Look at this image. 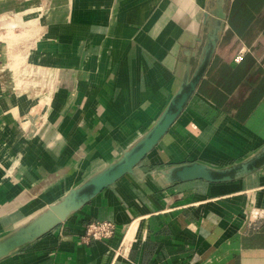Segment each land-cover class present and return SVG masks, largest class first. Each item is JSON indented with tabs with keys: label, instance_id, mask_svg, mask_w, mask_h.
<instances>
[{
	"label": "crops",
	"instance_id": "1",
	"mask_svg": "<svg viewBox=\"0 0 264 264\" xmlns=\"http://www.w3.org/2000/svg\"><path fill=\"white\" fill-rule=\"evenodd\" d=\"M34 4L0 0V233L62 200L66 176L137 144L214 47L134 171L0 264H264V166L228 182L166 175L192 161L227 168L264 147V0ZM94 220L112 221L114 235L88 241Z\"/></svg>",
	"mask_w": 264,
	"mask_h": 264
},
{
	"label": "water",
	"instance_id": "2",
	"mask_svg": "<svg viewBox=\"0 0 264 264\" xmlns=\"http://www.w3.org/2000/svg\"><path fill=\"white\" fill-rule=\"evenodd\" d=\"M214 44L192 78L185 80L178 92L172 97L168 106L146 135L132 148L105 170L90 178L80 186L73 188L58 203L43 211L29 225L21 227L12 235L0 241V258L10 251L34 240L50 230L53 226L65 220L67 216L89 202L92 197L100 193L109 185L128 173H132L138 163L152 151L166 135L174 122L183 112L187 103L196 91L201 78L208 66ZM264 166V147L250 158L238 162L230 167L216 169L199 162H185L172 167L166 175L171 182H185L202 179L208 182H228L241 176L253 173Z\"/></svg>",
	"mask_w": 264,
	"mask_h": 264
},
{
	"label": "rangeland",
	"instance_id": "3",
	"mask_svg": "<svg viewBox=\"0 0 264 264\" xmlns=\"http://www.w3.org/2000/svg\"><path fill=\"white\" fill-rule=\"evenodd\" d=\"M19 1H21V2H26V3H29V4H32V3H35L34 5V9H36V8H38L39 7V9H37V13H41V12H43V11H45V9H48V5L50 4V0H19ZM37 6V7H36ZM21 16V15H20ZM19 16V17H20ZM18 16H17V19H15V18H13L12 20H11V23H12V25L14 26V25H16V27H12L13 29H12V33L14 34L15 32H18V27L21 25L20 24V20H22V19H20ZM31 16H30V14H27V16H25L24 18L25 19H28V18H30ZM19 39V38H18ZM18 39H17V42L16 43H18ZM25 61H24V58H22V56H20L19 58H14V61H13V65H12V67L14 68V71H15V74H14V78H16V80H17V78L20 76V70H22V68H24L25 67ZM27 69H29V68H27ZM37 72H30V73H28L27 74V76H28V78H24V79H26V80H28L30 83H33V81L35 82V74H36ZM37 77H38V75H37ZM29 128V127H28ZM261 150V148H259L258 150H256L255 152H253L250 156H254V155H256L259 151ZM121 156H122V154H121ZM249 155H247V156H245L243 159H247V158H249L250 157ZM119 157H120V155H119ZM101 160L102 161H100V165H98V166H100V167H97V168H93V167H95V166H93L92 168H91V166H90V169H84L83 170V172L81 173V175L80 174H78V175H76V176H66L64 179H63V181L62 182H64L63 184H61L60 186H59V188L58 189H64V191L68 194L69 192H70V190L71 189H73V188H75V187H77V186H80L81 184H83L84 182H86V181H88L90 178H92V177H94V176H96L97 174H99L100 172H102L103 170H105L106 169V167L107 166H109L110 164H112L114 161H116V160H112V161H110V160H107V159H103V158H101ZM98 162H96V161H93V165H95V164H97ZM93 169V170H92ZM95 170V171H94ZM89 171L90 172H92V171H94L93 173H91L89 176H88V173H89ZM76 181L77 182H80L81 181V183H76ZM66 194V195H67ZM49 207V206H48ZM47 204H45L43 207H42V210L44 209V210H46L47 208ZM42 212H40V214H41ZM39 214V215H40ZM39 215H37V216H30V217H27L24 221V223L22 224V226H18V227H16V228H12V229H10V230H7V231H5V232H3V233H0V241L1 240H3V239H5V238H7L8 236H10V235H12L13 233H15L17 230H19L21 227H25V226H27V225H29L31 222H33V220L35 219V218H37Z\"/></svg>",
	"mask_w": 264,
	"mask_h": 264
},
{
	"label": "built area",
	"instance_id": "4",
	"mask_svg": "<svg viewBox=\"0 0 264 264\" xmlns=\"http://www.w3.org/2000/svg\"><path fill=\"white\" fill-rule=\"evenodd\" d=\"M116 225L108 220H94L86 225L85 238L88 241L106 240L114 235ZM129 244V239H124L119 252H124Z\"/></svg>",
	"mask_w": 264,
	"mask_h": 264
},
{
	"label": "bare ground",
	"instance_id": "5",
	"mask_svg": "<svg viewBox=\"0 0 264 264\" xmlns=\"http://www.w3.org/2000/svg\"><path fill=\"white\" fill-rule=\"evenodd\" d=\"M49 91H50V90H49ZM49 91H48V92H49ZM14 95H15V94H14ZM49 96H50V95H49ZM16 117H17V116H16ZM23 121H25V120H23ZM27 122H28V121H27ZM27 127H29V125H28ZM64 197H65V196H64ZM60 201H61V200H60ZM57 203H58V202H57ZM50 206H51V205H50ZM50 206H49V207H50ZM49 207H48V208H49ZM48 208H47V209H48ZM44 211H45V210H44Z\"/></svg>",
	"mask_w": 264,
	"mask_h": 264
}]
</instances>
